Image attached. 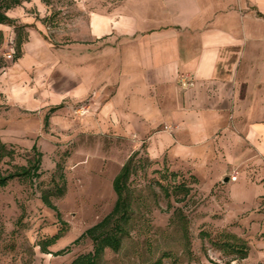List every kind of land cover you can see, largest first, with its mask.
I'll return each instance as SVG.
<instances>
[{
  "label": "rangeland",
  "instance_id": "374dc122",
  "mask_svg": "<svg viewBox=\"0 0 264 264\" xmlns=\"http://www.w3.org/2000/svg\"><path fill=\"white\" fill-rule=\"evenodd\" d=\"M135 2L31 0L7 13L15 26L0 25V142L14 151L0 171L25 166L33 148L42 154L39 179L0 188V264H71L88 254L90 241L71 244L112 210V182L134 153L129 234L98 264H264V197L248 208L252 201L229 206L227 195L234 187L244 194L237 198L252 199L253 179L227 185L196 162L152 161L121 116L104 110L115 84L100 75L80 93L88 62L103 70L102 61L113 58L104 46L119 43L114 35L88 41L90 17L116 19ZM72 63L76 76L62 68ZM60 174L64 192L56 196ZM44 194L60 219L42 203Z\"/></svg>",
  "mask_w": 264,
  "mask_h": 264
},
{
  "label": "crops",
  "instance_id": "0c3cea01",
  "mask_svg": "<svg viewBox=\"0 0 264 264\" xmlns=\"http://www.w3.org/2000/svg\"><path fill=\"white\" fill-rule=\"evenodd\" d=\"M105 14L90 17L88 41L106 42L114 35L119 43L104 46L103 54L113 58L102 61L103 70L88 62L80 93L102 75L103 83L116 85L106 114L121 116L125 129L144 141L150 160L196 162L227 185L235 171L236 182L255 181L249 186L255 197L237 198L244 194L232 187L229 206L259 205L264 0H136L133 11L120 9L117 23ZM62 68L79 74L73 63ZM186 76L192 87L180 85Z\"/></svg>",
  "mask_w": 264,
  "mask_h": 264
},
{
  "label": "trees",
  "instance_id": "16d2710c",
  "mask_svg": "<svg viewBox=\"0 0 264 264\" xmlns=\"http://www.w3.org/2000/svg\"><path fill=\"white\" fill-rule=\"evenodd\" d=\"M31 0H0V25L13 27L15 22L8 16V12L15 7L20 6L24 2ZM17 51H20V43L17 45ZM57 108H52L55 111ZM33 158L25 166L14 167L11 172L0 171V188H5L14 180H25L32 182L41 176L40 165L42 154L35 148L32 150ZM137 154L134 153L121 167L118 174L112 182L113 192L116 200L112 210L102 218L98 223L85 230L77 239L72 242V246H77L85 240L90 241L92 245L91 251L78 257L71 264H98L104 253L108 250L117 253L121 250L124 237L129 234V226L131 221V190L129 187V178L134 172L133 161ZM14 151L7 149L6 145L0 142V163L8 158L13 159ZM59 180L62 186L55 187L56 196H62L64 192V178L60 174ZM169 197L168 193L165 194ZM42 203L56 213L60 219V213L57 207L52 203L49 195L41 196ZM45 252V249H43ZM70 251V247L55 253L56 256L63 255ZM156 264H161L158 261Z\"/></svg>",
  "mask_w": 264,
  "mask_h": 264
},
{
  "label": "built area",
  "instance_id": "2783aa9c",
  "mask_svg": "<svg viewBox=\"0 0 264 264\" xmlns=\"http://www.w3.org/2000/svg\"><path fill=\"white\" fill-rule=\"evenodd\" d=\"M179 83L180 85L183 87V88H188V87H192L193 86V82H192V79L188 76L186 77H181L179 79ZM229 180L231 182H236L238 180V174L237 172H234L232 173L230 176H229Z\"/></svg>",
  "mask_w": 264,
  "mask_h": 264
}]
</instances>
